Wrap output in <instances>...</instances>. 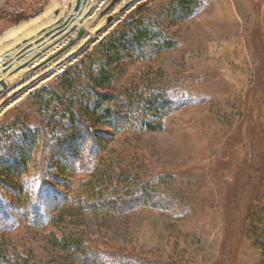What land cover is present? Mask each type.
Returning <instances> with one entry per match:
<instances>
[{
	"label": "rangeland",
	"instance_id": "obj_1",
	"mask_svg": "<svg viewBox=\"0 0 264 264\" xmlns=\"http://www.w3.org/2000/svg\"><path fill=\"white\" fill-rule=\"evenodd\" d=\"M110 2L101 1L94 19L85 23L83 47H75L70 60L64 61L68 54L63 53L35 71L28 66L2 78L7 87L0 94V127L27 111L29 97L54 86L65 70L92 65L89 57L97 45L142 7L143 16L157 23L156 31L174 48L128 65L106 92L119 102L129 87L154 89L172 108L156 118L154 130L115 134L96 125L99 138L107 141L95 162L106 175L144 181L174 177L175 184L159 189L157 207L124 213L84 209L69 214L61 228L76 226L92 247L146 258L150 264H264V241L256 246L248 230L249 211L264 209V0H197L182 20L163 13L173 0H119L102 14ZM51 4L0 0V38L42 16ZM60 9L48 15L54 20ZM37 35L32 33V39ZM22 40L13 45L19 47ZM1 48L0 54L9 47ZM36 118L34 109L28 112V122L40 121ZM39 155L29 183L34 191L49 187L53 193L40 197L41 215L55 216L72 200H84L78 187L87 174L79 163L70 159L53 169L50 154ZM2 194L9 219L0 224V242L29 249L47 264H80L50 246L49 223L29 226L22 218L25 210Z\"/></svg>",
	"mask_w": 264,
	"mask_h": 264
},
{
	"label": "trees",
	"instance_id": "obj_2",
	"mask_svg": "<svg viewBox=\"0 0 264 264\" xmlns=\"http://www.w3.org/2000/svg\"><path fill=\"white\" fill-rule=\"evenodd\" d=\"M196 5L197 0H173L163 13L165 17L182 20ZM144 14L142 7L138 8L129 20L97 45L89 57L92 65L89 63L84 70L80 66L65 70L54 86H43L29 97L27 111H21L17 119L0 127V193L12 198L17 208L25 210L22 218L29 226L42 228L49 223L50 246L80 264L150 262L135 255L105 252L101 247H92L87 235L76 226L69 231L67 227L61 228L69 214L84 209L124 213L142 206L157 207L154 200L161 194L159 189H171L175 184L174 177L144 181L106 175L95 162L107 141L99 138L96 125H104L115 134L125 133L130 128L154 130L157 128L154 125L156 118L165 116L172 108L171 101L163 98V92L158 93L154 89L129 87L125 99L119 102L112 93L106 92L116 84L128 65L145 63L174 48L172 41L156 31L157 23L149 21ZM33 109L40 121L30 123L28 112ZM43 153L50 154L54 161L53 169L55 165L71 159L79 163L87 174L86 180L83 179L78 187L84 200H72L55 216L41 215L38 208L42 198L53 194L51 188L37 189V192L29 183L32 167L35 168L38 162L36 157ZM55 171L52 170L50 177L57 183L60 180ZM26 175L28 181L23 180ZM6 209L0 202V224L9 219ZM248 221L254 244L261 246L264 241V209L250 210ZM0 264L47 263L35 258L29 249L0 242Z\"/></svg>",
	"mask_w": 264,
	"mask_h": 264
},
{
	"label": "bare ground",
	"instance_id": "obj_3",
	"mask_svg": "<svg viewBox=\"0 0 264 264\" xmlns=\"http://www.w3.org/2000/svg\"><path fill=\"white\" fill-rule=\"evenodd\" d=\"M75 1L76 0H52V4L50 5V8H48V10L46 9L42 16L32 20L28 24H24V25H21L20 27H18L16 29L10 30L8 33L4 34V36L0 38V50L2 49L1 47H3V48L9 47L7 51H3L0 54V79H2V78L4 79L5 76L10 75V73L20 71L19 66L21 64H23L25 61H27L31 55H33L36 52L41 51L49 43H51L52 40L50 38H44L42 41H40L38 43L36 41L42 35H39L38 37L32 39L31 34L34 32L39 33L42 28H44L46 26L48 27V25L54 24L56 21H58V19L62 18L65 14L71 13V15H72V10H73V7L75 6ZM101 1H103V0H89L88 1V4L85 6V9L83 11V14L88 10V8L91 4H94L95 7H94L93 11L89 14L88 18L83 21L82 25H84V27H85L86 22L94 19L95 15L93 14V12L95 11V9L97 7H99V4ZM68 5H71L70 10L68 9ZM58 6L61 9L59 10L58 16L55 17L53 20V17L49 16L48 14H50V11H52L53 8H56V7L59 8ZM66 6H67V8H66ZM66 9H68V10L66 11ZM74 17H75V20H74L73 24H77L78 20L82 17V15L80 17H78L74 14ZM69 28H70V26L66 27L65 29H63L62 32L67 33ZM74 35H75V33H72L67 39H65L64 42L60 43L57 47L50 49L47 52L43 53L38 59H36L34 62H32L31 65H33V67H34L38 63L42 62L43 59H45L46 57L51 55L53 51H55L60 46L65 44L66 41L69 38L74 37ZM29 36H31V37H29ZM23 38H26V40H24L26 42L23 43L24 41L22 40L19 44L20 45L19 48H17V46L13 45L14 42H16L17 40L23 39ZM83 42H85L84 37L80 41H78L75 45H73L71 48H69L65 53L66 54L72 53L75 50V47L79 46ZM11 45H13V46H11ZM26 47H29V48L21 53V51L23 49H25ZM19 54L20 55L24 54V55L20 58L19 61H17V57L19 56ZM5 62H10V63H9L8 68L5 70V72H2L3 71V65ZM31 65H29V66H31ZM27 67H25V68H27ZM60 68L61 67H59V69Z\"/></svg>",
	"mask_w": 264,
	"mask_h": 264
},
{
	"label": "water",
	"instance_id": "obj_4",
	"mask_svg": "<svg viewBox=\"0 0 264 264\" xmlns=\"http://www.w3.org/2000/svg\"><path fill=\"white\" fill-rule=\"evenodd\" d=\"M89 0H76L75 1V6L73 7L72 10V15L71 13L69 14H65L62 18L58 19V21H56L54 24L52 25H48V27H44L41 29V31L38 33L37 37L39 35L40 36L39 39H37L36 42H40L42 41L44 38H50L52 41L51 43H49L45 48H43L41 51L34 53L33 55H31L29 57V59L27 61H25L23 64H21L20 70L22 68H25L29 65H31L32 62H34L36 59H38L43 53L47 52L50 49H53L55 47H57L60 43L64 42L65 39H67L72 33H75L74 37L69 38L65 44H63L62 46H60L58 49H56L55 51L52 52L51 55H49L48 57H46L45 59H43L42 62L38 63L36 66L33 67V65H31V71H35L38 68L44 66L45 64L49 63L50 61L58 58L60 55H62L63 53H65L69 48H71L73 45H75L78 41H80L86 34V29L85 27L82 25L83 21L85 19L88 18L89 14L93 11L95 5L91 4L88 8V10L83 14V11L85 9V6L88 4ZM117 1L119 0H112V2L109 3L108 7L102 12V14L109 10ZM129 4H131V2L126 3L123 7H127ZM68 9H71V5H68ZM121 11H123V9L121 8ZM59 14V11L55 13V17H57ZM74 14L78 17H80L82 15V17L78 20L77 24H73L75 17ZM112 20V17H109L107 19V22H110ZM70 26L69 30L67 33H63V29H65L66 27ZM36 38V37H35ZM26 41H24L23 43H25ZM83 44L81 46H79V48H82ZM19 48V47H17ZM29 47H26L25 49H23L21 51L24 52L25 50H27ZM24 55V54H23ZM20 55L17 57V61L20 60V58L23 56ZM75 55L74 53H70L68 54L65 58L64 61H68L70 60L73 56ZM6 58V57H5ZM10 62H6L3 65V71L5 72V70L8 68ZM6 64V65H5ZM62 64V62H59L57 64V66H60ZM7 85L5 84L3 79H0V94L6 89Z\"/></svg>",
	"mask_w": 264,
	"mask_h": 264
}]
</instances>
